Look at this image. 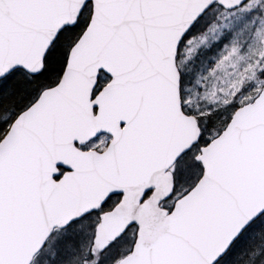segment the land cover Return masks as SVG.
Wrapping results in <instances>:
<instances>
[{
  "label": "snow or ice",
  "instance_id": "snow-or-ice-1",
  "mask_svg": "<svg viewBox=\"0 0 264 264\" xmlns=\"http://www.w3.org/2000/svg\"><path fill=\"white\" fill-rule=\"evenodd\" d=\"M0 264H264V0H0Z\"/></svg>",
  "mask_w": 264,
  "mask_h": 264
}]
</instances>
